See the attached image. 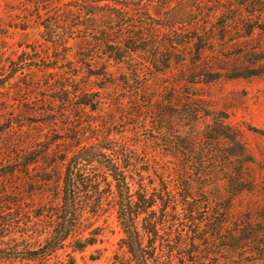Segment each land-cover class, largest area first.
Returning a JSON list of instances; mask_svg holds the SVG:
<instances>
[{
    "label": "trees",
    "instance_id": "trees-1",
    "mask_svg": "<svg viewBox=\"0 0 264 264\" xmlns=\"http://www.w3.org/2000/svg\"><path fill=\"white\" fill-rule=\"evenodd\" d=\"M29 1L45 45L16 60L0 50V95L12 75L32 70L25 64L43 63L37 72L46 80L38 89L56 96L21 84L16 92H35L38 103L20 113L48 116L49 131L62 136L33 134L0 109V153L12 167L0 176L2 264L26 252L17 234L31 230L46 236L27 251L43 252L42 259L70 238L74 251L94 245L95 238L82 235L106 205L123 232L120 264H264V210H235L256 181L244 130L197 92L264 68V44L253 45L255 34H264V0L208 16L200 11L203 0ZM193 45L194 56L174 73V55ZM237 45L236 55L224 54ZM170 74L173 82L160 81ZM88 110L99 112L100 122ZM122 123V132H114ZM145 129L152 151L138 139ZM31 167L43 176L35 179ZM24 184L44 201L26 197ZM69 257L62 264H76Z\"/></svg>",
    "mask_w": 264,
    "mask_h": 264
},
{
    "label": "rangeland",
    "instance_id": "rangeland-1",
    "mask_svg": "<svg viewBox=\"0 0 264 264\" xmlns=\"http://www.w3.org/2000/svg\"><path fill=\"white\" fill-rule=\"evenodd\" d=\"M244 1L245 0H203L202 4H200V11L203 10L204 12L202 16L204 14L208 16L212 12L225 10V8L235 10V8L239 4L244 3ZM29 4V0H0V50H5L6 56L15 60L23 50H28L29 47L43 46L44 44L41 38L43 31L42 27L38 24L36 18L28 14ZM213 24L214 23L211 22L210 26ZM229 36L231 35L229 34ZM235 36L236 35H234V37ZM255 38L256 40H254L253 45L259 42L264 44L263 33H256ZM225 44L226 40L224 42L218 41L216 45L225 46ZM241 48L242 47L239 45L234 46L228 52H224V54L227 56H234ZM195 49L196 46L193 45L190 50L185 53L174 55V73L181 70V64H179V62L185 59L191 60L194 56ZM28 51H30V49ZM44 66L46 65L40 62L25 64L23 66L25 70L27 68L28 70H32H26L24 73H19L16 76L12 75L13 79L11 80V85L0 95V109L3 108L8 110V113L15 119V122L19 123L22 121L24 126H26L25 129L30 130L33 134L49 133L52 139H56L62 135H56L53 131H49L50 128H47L48 116L42 114L36 115L30 112L20 113L22 107L23 110H28V108L35 106L36 102L38 103L35 98V92H33V94H29V92L25 90L21 93L16 92V88L19 85L29 84L36 89V92L40 91L42 96L55 97L56 94L53 92L38 89L42 84H45L46 77H44L43 73L37 72L39 68ZM250 74L231 80H226L224 78L209 85L201 86L197 91L198 94L203 95L209 100V106H212L213 111L227 113L229 121L233 125L244 130L248 149L254 158L252 169L253 173L256 175V181L252 192L243 194V196L235 201V210L242 215L247 214L250 210L254 214H258L261 210H264V135L254 133L247 129V126L251 125L264 130V68L259 69L256 73ZM160 77L161 82L167 83L173 82L176 79L172 74L167 76L162 75ZM83 81H85V79H83ZM97 84H99V82L94 81L93 86H97ZM91 92H97V90H92ZM182 92H187V90H182ZM93 97L96 98L95 95H93ZM38 99L39 101L42 100L40 98ZM20 114L21 116H19ZM88 116L94 118L97 122L101 120V114L99 112L90 111L88 112ZM127 122L129 123L131 121ZM125 124L126 123L116 125L114 127V132H122L127 126ZM3 126H5V122L0 128H3ZM138 135V139L142 146L150 149L149 151L154 150L153 145L150 143L152 138L150 129L142 130ZM3 154L0 153V176L12 171L7 157H1ZM28 173L35 179H40L44 171L40 167H31ZM22 187V191L28 198L31 197L32 194H36L35 191L37 192L36 187L30 184H24ZM59 189L60 183L54 184V188L51 189L50 193L52 197L59 192ZM41 198V195L38 194L34 197L37 203L44 201V199L41 200ZM28 200L31 202V199ZM85 229L86 231L82 236L95 238L96 243L94 245L88 246L83 251H74L70 246V242L72 241L70 238L66 242V248L57 250L46 259H42L44 255L43 252L39 254L27 253V251H33L39 245L43 244L46 240L45 235L34 230L21 233V235L18 233L17 237H19L20 240H25L21 243L27 250H24L26 252L21 253L19 255L20 258L12 264H62V262L70 260L69 255L75 258L76 264H120V260L125 255V252L120 248L123 232L115 211L110 206L106 205L104 211L100 212L95 218H92ZM26 258H35L37 260L28 261ZM0 264H2L1 261Z\"/></svg>",
    "mask_w": 264,
    "mask_h": 264
}]
</instances>
